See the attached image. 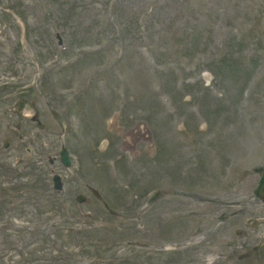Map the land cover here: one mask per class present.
Listing matches in <instances>:
<instances>
[{
  "label": "rangeland",
  "instance_id": "1",
  "mask_svg": "<svg viewBox=\"0 0 264 264\" xmlns=\"http://www.w3.org/2000/svg\"><path fill=\"white\" fill-rule=\"evenodd\" d=\"M30 2V0H26ZM44 2L48 12L51 13L49 18L48 14L42 12L43 6L35 4V0L30 2V7L25 3H21V0H0V24L3 28H7L8 32L5 33L0 28V82L3 77L2 71L4 70L3 64L8 57L14 56L18 64L25 69L40 65L42 69H46V77L43 78L42 93L38 95L35 92H31L28 100V111L34 117L33 123L42 124L51 130H62L63 128H72V125L67 120V114L69 111H74L72 106H69L62 94V90L71 88L75 81H81L79 84L80 90L84 92L81 107H84L83 114L77 117L78 120V132L76 135L70 134L68 142L69 149L73 155V177H67L65 184V193L61 202L53 203L51 199H47V196L38 193L40 191H34L30 187H23L28 181L26 173L24 171L23 176L14 171L16 167H27L26 150L27 142L17 138L21 132L17 130L12 133L5 125L11 122L13 127L18 126L17 122L11 120L9 115L5 114V108L17 98V94H24V88L12 86L11 89L3 88L4 83L0 84V180L2 183L13 184V181L19 184L22 192L16 194H7L5 190L0 192V218L4 215L8 217L10 215L12 220L27 222L24 217L27 216L23 212V206H27L30 201H36L38 204V212L43 209L41 219L47 220L48 225H44L43 231L50 232V227L53 226L57 229L58 245L62 247L61 258L58 264H81L88 261V264H137L136 255H130L124 259L114 262L116 249L118 245L112 246L110 250L105 254L103 248L110 244H118L123 238L126 240L134 241L135 229L133 223L134 212L126 210L124 206H129L127 203V194L123 195L121 200L123 203L116 205V199L113 195H110L112 202H109V196L100 197L99 199L88 196L84 193L85 188L82 186L85 183H92V181H99L106 190L109 191V186L105 185L109 179L114 187L115 183L112 180V173L115 171V163L119 162L117 157L124 155L122 153L121 145L122 138L116 133L115 135H109L107 132V120L114 111L122 113L121 123L128 130L134 124L133 115L137 112H147L151 109L150 117L157 119L158 114H162L161 98H157L151 93L152 85L154 83H162L166 89V97L172 100L174 106L183 113L187 112L186 104L183 101L185 94H179L174 90V83L181 79L186 86V72L190 70V67L199 62L196 56L197 52L205 53L210 51L213 47V41L211 39L210 44H204L208 47L204 48L200 46L203 38H210L214 33L212 27L216 19L211 22V29L205 30L200 34V40L195 44H191V37L196 31L200 32L202 25L206 26V22L203 19L207 17L204 12L198 8L201 0H167V5L164 7H158L160 0H40ZM230 0H227L229 2ZM239 4V7L243 10L237 17H231V23L240 19L247 20L250 18V12L243 9L249 0H231ZM228 10L231 12V6ZM203 14V15H202ZM231 14L229 13V16ZM18 16V17H17ZM22 16L25 21H18V18ZM15 17H17L15 19ZM212 18H215L211 16ZM27 19V20H26ZM115 20V24H114ZM61 25L66 30V34L69 37L70 45L76 48L96 45L99 42H92L93 37L104 32H109L112 36V46L114 52L118 46H124V57L121 61L116 60V54L109 53L105 57H96L89 60H84L80 63H76L72 68L65 72L58 74L57 61H54V56L57 55L54 46L46 34V29L53 26ZM209 34V35H208ZM205 41V39L203 40ZM176 44V52L174 53V46ZM139 49H146L151 52L152 57L156 63L155 66H151L149 61H142L137 52ZM55 54V55H54ZM54 55V56H53ZM213 55V54H212ZM69 55L67 58L72 57ZM212 57V56H211ZM214 60L217 55H214ZM60 58V57H59ZM105 58V59H104ZM105 61L114 63V66L106 71L99 73L97 67L102 65ZM240 61L243 59L241 49H236L234 54L228 56L223 63L230 65L231 67H239ZM256 62L261 63L258 59ZM264 65V62L261 63ZM260 65V66H261ZM169 76H165L164 71H169ZM225 79V84L229 88L231 95L234 98L240 97V90L244 87L245 81L242 83H233L235 78L229 76L227 71L222 72ZM248 76L250 74H247ZM92 78L95 82L94 86L89 87L87 85L88 79ZM155 81V82H154ZM239 84V86H238ZM238 86L237 88L235 87ZM98 86H103L107 91L105 94L107 98H102L96 91ZM264 90V85L261 87ZM239 90V94H237ZM191 93L195 95V91ZM12 94V98L10 97ZM147 94L146 98L150 100H142ZM254 97H252L253 99ZM253 100H242L237 103L236 109L217 108L214 106V102L208 101V106H213L214 112L217 114V120L212 125L210 130H207L204 135L209 133H215V139L212 141L214 148L222 147L228 148V144L233 143L236 147V153H233L230 149L229 152L233 156L226 158L225 162L232 163L237 170L232 178L229 180L223 178L224 183L221 187V192L224 195L226 192L231 191L235 185L244 186L245 189H250L254 183V177L249 180L245 176L241 175L239 171L249 169L252 157L249 153L258 151L260 148V142L264 141V108L253 105ZM8 110V109H7ZM8 114V111H7ZM61 114L65 115V118L61 117ZM223 115L228 116L230 123L223 125L219 123V118ZM249 115V116H248ZM108 118V119H107ZM148 118V116H147ZM159 123L155 124L150 121V127L155 132L158 140L163 145L164 143L160 136L165 140H170L168 133H171L170 128L166 126V121L170 119L169 116H165V119L158 118ZM37 121V122H36ZM33 123L24 125L23 132L30 136L29 130L33 126ZM227 125L231 126L228 130ZM19 128V127H18ZM21 130V125L20 128ZM104 129V131H103ZM176 129V128H174ZM209 131V132H208ZM168 132V133H167ZM194 133V131H193ZM201 134V132H200ZM118 136V137H117ZM175 142L182 149L183 145L180 143L179 136L174 135ZM108 139L110 141V148L107 152L99 151V147L103 145V141ZM195 142H199L200 137L194 138ZM4 142L10 143L8 150L3 149ZM148 147V144H144ZM239 145V146H238ZM94 147L97 150L93 152ZM244 153H242L240 148ZM140 148V147H139ZM178 148V147H177ZM141 149V148H140ZM198 149V148H197ZM138 151V146L136 148ZM193 151V150H191ZM200 151H202L200 149ZM161 152L164 156L166 149L161 148ZM45 154V152H41ZM126 153V152H125ZM175 163H173L171 157ZM187 154V153H186ZM264 150L259 151L258 159H262ZM132 156H135L133 154ZM162 156V157H163ZM198 151V157H200ZM46 157V156H45ZM170 161L167 164L153 166L151 160L147 159L135 162L134 166L125 165V159H123V168L119 167V174L127 181H130L128 177L136 180H142L144 177L150 175L161 176V179H169L173 177L175 182H170L169 185H175L182 191H191L196 193L209 194L213 190H208L210 180L213 179V183L217 184L221 181V174L218 166L212 168L209 175V171L204 170V166H201L196 171H193L195 167L189 166L195 164L192 159H188L183 154H179L178 150L169 151ZM168 157V158H169ZM216 157V155H215ZM91 158V159H90ZM242 158V159H241ZM120 159H122L120 157ZM198 159V158H197ZM168 160V159H167ZM166 160V161H167ZM187 160V161H186ZM199 160V159H198ZM59 162V160H57ZM199 163V161H196ZM122 163V162H121ZM120 163V164H121ZM174 164V165H173ZM190 171V172H189ZM18 174V175H17ZM214 176V177H213ZM108 178V179H107ZM195 179L189 183L184 180ZM245 179V180H244ZM195 181H198L196 183ZM197 184L196 187H192V184ZM98 185V184H97ZM40 187V186H39ZM117 188V187H116ZM1 189V188H0ZM150 191H145L142 195V200L149 194ZM241 192V191H240ZM15 193V192H14ZM186 193V192H185ZM182 193L178 198H175L176 205L173 206L171 213L173 221L181 219L176 222L174 227L179 223H184L185 216H189L190 213L196 211V213L203 207L202 203L188 202ZM249 193V192H248ZM247 192L238 193L237 197L242 198ZM82 195L87 199L85 205H82V211L80 212L76 208L75 198ZM221 195V194H218ZM33 197L40 198L35 200ZM227 198L231 199L234 196L230 193L227 194ZM102 201V203H100ZM119 201V200H118ZM120 201V202H121ZM63 203L68 204L69 209L63 210L61 206ZM109 203L110 205H108ZM103 204L109 206L110 210L117 212V219L110 217ZM111 204L113 206H111ZM159 204V203H158ZM61 205V206H60ZM76 206V207H75ZM159 205H156L158 207ZM149 211H152L150 209ZM145 213L146 222L149 221L150 214ZM212 214L210 211H206L203 217V221L198 225L191 222L189 230L191 235H196L200 231L208 228L210 222L208 216ZM23 217V218H21ZM56 218V220H55ZM132 218L133 221L128 219ZM8 219V218H7ZM6 219V221H7ZM3 220V218H1ZM57 221V224H55ZM152 222V220H150ZM238 224V225H237ZM237 225V226H236ZM258 226V225H257ZM74 227L79 230L81 243L83 244L82 252L76 253L74 257L69 254V248L73 247L68 233V228ZM187 228V227H186ZM239 229L242 231V236L238 238L233 232V229ZM250 228L246 227L242 223L236 221L233 223L231 230L227 228L223 229L219 236H214L212 243L206 247H196L193 250L185 252L182 248L173 254L164 255L160 252L155 255L152 260V264H210L206 261L207 256L213 252L210 246H216L217 242H235L246 245L248 249H255L254 246L264 242V232L261 229L258 233H251ZM249 233L253 238L248 240L244 238ZM48 234H44L47 236ZM51 235V234H50ZM8 236V240L4 237ZM43 236V237H44ZM42 237V238H43ZM188 230L186 232H180L176 230L171 235V242L175 243L183 239H188ZM113 241H110L114 239ZM30 241V235H24L23 231L15 229L14 225H8L2 229L0 228V242H4L7 245L9 252L12 254L10 259L6 258L3 263L0 264H30L29 260L22 262L18 259V252ZM120 243V242H119ZM135 244V243H134ZM165 243H159L156 247H161ZM243 245V246H244ZM141 253L144 249L135 246ZM47 249L46 244L42 246V250ZM3 249L0 248V255ZM262 252V253H261ZM262 254V259L258 261V255ZM145 254V253H144ZM127 255V254H125ZM122 258L121 255L116 257ZM129 260V261H128ZM251 264H264V246L259 249H255L251 255ZM22 262V263H19ZM225 260L221 259L220 264H224ZM57 264V263H56ZM218 264V263H216ZM247 264V263H245Z\"/></svg>",
  "mask_w": 264,
  "mask_h": 264
}]
</instances>
